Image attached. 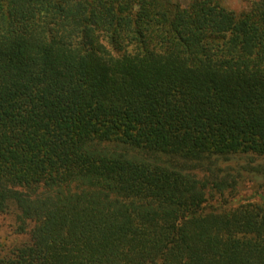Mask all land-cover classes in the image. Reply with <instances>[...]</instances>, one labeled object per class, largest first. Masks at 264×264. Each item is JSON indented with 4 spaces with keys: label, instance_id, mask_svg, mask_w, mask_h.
Wrapping results in <instances>:
<instances>
[{
    "label": "trees",
    "instance_id": "1",
    "mask_svg": "<svg viewBox=\"0 0 264 264\" xmlns=\"http://www.w3.org/2000/svg\"><path fill=\"white\" fill-rule=\"evenodd\" d=\"M243 156L264 179V0H0V264H264Z\"/></svg>",
    "mask_w": 264,
    "mask_h": 264
},
{
    "label": "rangeland",
    "instance_id": "2",
    "mask_svg": "<svg viewBox=\"0 0 264 264\" xmlns=\"http://www.w3.org/2000/svg\"><path fill=\"white\" fill-rule=\"evenodd\" d=\"M180 1L184 6H187L188 0ZM257 1L224 0V5L236 14H241L248 12L252 4ZM261 163L260 160L245 156L234 157L225 163H221L219 176L222 179L226 178L239 184L237 193L226 197L229 201V208H238L247 204L264 205V179L254 171ZM222 204H211V208L221 209ZM18 217L19 213L16 210L0 214V253H5L28 240V235H22L19 232Z\"/></svg>",
    "mask_w": 264,
    "mask_h": 264
}]
</instances>
